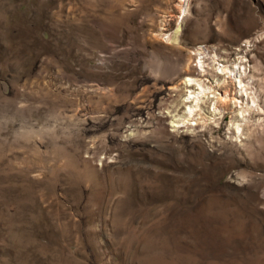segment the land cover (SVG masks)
<instances>
[{"label":"rangeland","instance_id":"1","mask_svg":"<svg viewBox=\"0 0 264 264\" xmlns=\"http://www.w3.org/2000/svg\"><path fill=\"white\" fill-rule=\"evenodd\" d=\"M181 4L0 0V264H264V0Z\"/></svg>","mask_w":264,"mask_h":264},{"label":"bare ground","instance_id":"2","mask_svg":"<svg viewBox=\"0 0 264 264\" xmlns=\"http://www.w3.org/2000/svg\"><path fill=\"white\" fill-rule=\"evenodd\" d=\"M181 10L184 14L187 12V7H188V0H181ZM182 16V18H183ZM215 60V61H214ZM216 62V59H213V64ZM218 63L217 60V65L219 68V72L228 74L227 79L230 78L232 79L233 83L235 85H238L239 91H237L234 96L236 95H241V96H246L248 98V93L246 90V83H245V77H251L248 76V69L246 66L240 64H236L235 67H227V66H222V64ZM244 66V67H242ZM199 70L201 69V72L204 73L206 72V67L204 63L198 64ZM220 75V74H219ZM252 78V77H251ZM185 83L189 86H195L196 88L188 93L187 96V101L190 103V105L187 107L185 116L182 118L180 122L187 124L190 123L191 121H195L194 125H204L208 120L206 116H203V110L201 108V103L204 101V97H207L208 99H213L211 102H213V112L214 114H218L222 110L224 106H226L228 103L230 104H238L239 105V113H238V118L240 117L239 121H244L245 119V112L247 111V106H241L239 99L236 97L231 98L230 94L227 93L226 91L222 94H217L213 89L208 87L205 84V81H201L200 79H195V78H188L185 80ZM227 83V80H223V82L217 80L216 81V86L220 88L221 85H225ZM218 92V91H217ZM253 104L254 101L252 102ZM235 130L237 132H241L243 130V127L241 123H238L234 126Z\"/></svg>","mask_w":264,"mask_h":264},{"label":"built area","instance_id":"3","mask_svg":"<svg viewBox=\"0 0 264 264\" xmlns=\"http://www.w3.org/2000/svg\"><path fill=\"white\" fill-rule=\"evenodd\" d=\"M192 53L193 55H197L196 58L198 61L196 62V64H199L201 61V63H204L206 69L209 67L210 64H213V59L217 58L215 57L217 53L216 49L207 45L198 46L196 49H194ZM219 62H222V60Z\"/></svg>","mask_w":264,"mask_h":264}]
</instances>
